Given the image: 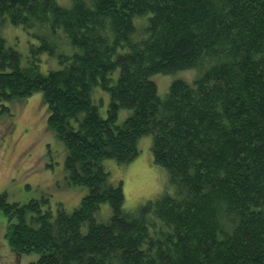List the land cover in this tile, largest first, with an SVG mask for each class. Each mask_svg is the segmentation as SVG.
I'll list each match as a JSON object with an SVG mask.
<instances>
[{"label": "trees", "instance_id": "obj_1", "mask_svg": "<svg viewBox=\"0 0 264 264\" xmlns=\"http://www.w3.org/2000/svg\"><path fill=\"white\" fill-rule=\"evenodd\" d=\"M7 21L38 43L25 65L0 31V101L41 91L67 182L88 187L55 213L48 197L0 191L14 249L37 253L30 264H264V0H0ZM44 53L58 63L46 73ZM184 68L199 70L194 84L175 79L161 97L151 75ZM143 134L174 191L128 209L103 158L134 159Z\"/></svg>", "mask_w": 264, "mask_h": 264}, {"label": "rangeland", "instance_id": "obj_2", "mask_svg": "<svg viewBox=\"0 0 264 264\" xmlns=\"http://www.w3.org/2000/svg\"><path fill=\"white\" fill-rule=\"evenodd\" d=\"M57 2L64 6L72 4V0ZM0 31L7 45L21 53L22 63L28 64L31 45L38 43V39L22 25L9 21L0 27ZM41 58L40 69L43 73L58 67L56 59L47 53ZM47 58L52 60L48 61ZM51 63L53 64L48 65ZM199 73L196 68H184L169 73L157 72L151 75V79L157 85L158 94L165 97L173 80L181 79L194 84ZM118 75L119 68L112 70L110 77L113 82L117 80ZM94 90L92 98L98 104L100 114L106 116L109 92L100 87ZM130 111L127 108L120 109L117 122L122 123ZM47 121L48 108L42 100L41 91L25 98L0 101V191L4 192L11 202L24 203L32 198L48 197L54 213L60 203L72 210L87 193L88 187L67 182L64 166L67 147L64 141L54 134ZM137 145L139 154L128 162H121L113 157L103 158V163L110 171L111 182L115 185L122 182L124 207L128 209H133L164 191H174L167 168L153 159L152 135H141ZM44 148H49L50 152V157L45 160L41 154ZM110 214V204L102 202L101 218L107 219ZM6 225L7 218L4 212L0 211V264H30L36 259L37 253L14 249L5 235Z\"/></svg>", "mask_w": 264, "mask_h": 264}, {"label": "flooded vegetation", "instance_id": "obj_3", "mask_svg": "<svg viewBox=\"0 0 264 264\" xmlns=\"http://www.w3.org/2000/svg\"><path fill=\"white\" fill-rule=\"evenodd\" d=\"M44 144V143H43ZM45 145V144H44ZM48 149V150H47ZM47 149H45L44 148V151L43 152H41V154H43L44 155V160H45V158L46 157H50V152H48L49 151V148H47Z\"/></svg>", "mask_w": 264, "mask_h": 264}]
</instances>
